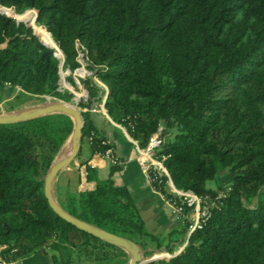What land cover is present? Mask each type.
<instances>
[{
    "label": "trees",
    "instance_id": "obj_1",
    "mask_svg": "<svg viewBox=\"0 0 264 264\" xmlns=\"http://www.w3.org/2000/svg\"><path fill=\"white\" fill-rule=\"evenodd\" d=\"M0 4L18 12L38 10V21L47 27L37 30L0 11L1 82L21 86L18 97L27 91L40 99L49 94L71 100L74 93L59 88L60 58L54 51L46 53L41 39L49 46L58 43L64 67L72 70L80 65V39L89 50L88 69L109 87L105 106L113 119L126 124L143 145L162 123L164 150L170 153L166 165L175 185L209 196L211 202V214L201 227L189 233L184 219L178 231L186 243L177 253V230L168 234L162 248L161 236L147 230L129 188L112 177L98 180L91 190L57 184V199L67 211L130 237L148 255L170 252L147 264H264V0ZM68 79L77 86L72 74ZM82 81L88 95L79 104L89 108L102 87L91 76ZM83 114V137L90 136L95 152H104L111 146L104 142L106 133L95 125L89 109ZM73 126V118L64 112L0 123L3 258L16 259L48 244L55 250L54 264L75 259L122 264L127 259L120 245L60 216L45 194V174ZM221 165L230 180L224 194L207 184ZM157 185L172 195L163 180ZM76 237L81 243L76 244Z\"/></svg>",
    "mask_w": 264,
    "mask_h": 264
},
{
    "label": "crops",
    "instance_id": "obj_2",
    "mask_svg": "<svg viewBox=\"0 0 264 264\" xmlns=\"http://www.w3.org/2000/svg\"><path fill=\"white\" fill-rule=\"evenodd\" d=\"M89 71L92 72L90 69ZM91 77L102 87V91L99 94L100 98L95 99L92 106L89 108L87 107V109L90 110V115L95 125L106 133L107 140L111 144L114 152L122 158V162L119 164L111 163L107 155L95 152L92 148L89 136H84L80 154L77 155L71 164L64 167L59 172L55 182V193L57 184L59 183H62L65 187L74 191L91 190L97 186L98 180L112 177L115 183L124 184L129 188L145 221L147 230L159 234L161 238L165 237V239L168 238V234H170L171 231L177 230L174 234H176L179 240L173 241L175 242V253H177L186 243V236H184V233L178 231L185 225L184 217L173 211L172 203L161 191L153 188L144 170L134 156L132 135L127 125L116 121L109 114L104 101V98H107L104 96L105 89L99 81V78L93 75H91ZM21 91H23V88L19 85L7 84L0 81V111L2 113L30 108L53 101L50 99L56 97L52 95L50 97L43 95L44 98L40 99L41 95L27 91L24 93V96L18 97ZM87 162L91 164L90 174L88 177L84 178L81 176L79 168L80 165L86 164ZM113 165H118V168L112 171ZM183 237L185 241L180 244ZM163 242L162 248H166L168 240H166V242L163 240ZM2 247L3 246L0 245V249ZM54 252L55 250L50 245L45 244L16 259L3 258L0 255V264H54ZM127 253V261L125 260L122 264L129 263L130 255L128 251ZM85 263V260L75 259L70 264Z\"/></svg>",
    "mask_w": 264,
    "mask_h": 264
},
{
    "label": "built area",
    "instance_id": "obj_3",
    "mask_svg": "<svg viewBox=\"0 0 264 264\" xmlns=\"http://www.w3.org/2000/svg\"><path fill=\"white\" fill-rule=\"evenodd\" d=\"M1 5L8 6V5L0 4V11L5 12L8 15L10 14L16 18V15L7 12L5 9L1 7ZM30 9L33 8L30 7L27 10ZM76 48L78 51L77 59L79 60L80 65L77 66L74 70H72L69 67H64L65 54L63 50L59 51L56 49L55 53L57 57L60 58L59 88L60 89L68 88L72 90V88L68 86L69 84L71 86L74 85L68 79V76L72 74L74 76L76 85L78 86V83L81 85L80 91H82L81 92L82 94L79 96V100L77 101L79 102L82 98L86 99L88 95V90L81 79L83 77H86L88 73H89L88 76L93 75L94 77L97 78L99 77L94 72H90L87 67L90 62L88 47L80 39H76ZM81 69H85L86 72L83 74L82 73L79 74L78 72ZM99 81L101 82V84L105 89L104 96L106 97L109 92V87L101 78H99ZM7 84H11V83L7 82ZM105 100L106 98H104V101ZM82 108L87 109V107H82ZM131 138L133 140V145H134L133 148L134 156L138 160L141 168L144 170L153 188L161 191L163 195H165L168 198V200L172 203L173 211L183 216L184 219H187L189 233L201 227L207 221V219L211 214V206H210L211 202L209 200V196L201 195L192 189L179 188L175 185L172 176L169 172V169L166 165V160L169 157L170 153L164 150L166 146L164 125L161 123L158 126V128L151 133L148 142L145 145L140 144V142L134 137L131 136ZM104 142L109 143L107 139H105ZM99 153H101L102 155H107L110 158L111 163L113 164H119L122 162V158L114 152L112 146L108 147L104 152H99ZM90 168H91L90 162L80 165L79 169L81 176H83L84 178L88 177L90 174ZM162 180L164 181V183H166L167 190L172 195H168L166 192L159 189L157 184L160 183ZM222 194H224V192H222ZM167 253L170 254L169 252Z\"/></svg>",
    "mask_w": 264,
    "mask_h": 264
},
{
    "label": "water",
    "instance_id": "obj_4",
    "mask_svg": "<svg viewBox=\"0 0 264 264\" xmlns=\"http://www.w3.org/2000/svg\"><path fill=\"white\" fill-rule=\"evenodd\" d=\"M16 18L17 20H24L28 22L27 20L18 18L17 16ZM35 20L38 22V12L35 17ZM28 23L30 25H33L30 22ZM41 41L47 46L46 53H49V51L56 52V49L54 47L47 45L42 39ZM60 49L62 50L61 47ZM46 96L50 97L51 95L46 94ZM78 100L79 98H77L76 96H73L70 101L53 100V101L46 102L40 105H36L30 108H24L18 111L1 113L0 123L17 122V121L35 118L37 116L48 114V113H53V112H64V113L71 115V117L74 120L73 129L71 133L68 135V137L66 138L63 145L60 147L57 154L55 155L52 163L50 164L47 170V173L45 174L44 189H45V194L51 206L60 216L67 219L68 221H70L71 223L79 227L80 229L86 230L102 239L114 242L120 245L121 247L125 248L129 252V255H130L128 264H147L152 260H156L160 257L166 256V254H158V255L154 254L152 257L146 258L144 255L145 248H143L138 242H136L135 240L131 239L128 236L109 231L101 226H98L92 222L86 221L82 218H79L71 214L61 205V203L56 198L55 193H54L55 192V182L57 180L59 172L64 167L72 163V161L79 154L81 147H82L83 127L86 123V120L83 114L84 109L77 104ZM159 252L161 251H157L156 253H159Z\"/></svg>",
    "mask_w": 264,
    "mask_h": 264
},
{
    "label": "rangeland",
    "instance_id": "obj_5",
    "mask_svg": "<svg viewBox=\"0 0 264 264\" xmlns=\"http://www.w3.org/2000/svg\"><path fill=\"white\" fill-rule=\"evenodd\" d=\"M1 7L3 8V9H5L6 11H8L9 13H12V14H14V15H16L17 17H19L18 15L19 14H24L25 16L24 17H19V18H22V19H25V20H30L31 21V23H32V20H33V18L37 15V12H38V10H37V12H34L32 9H30V10H27L28 8H26L25 10H23L22 12H18L17 10H16V8L15 7H13V6H9L10 8H7V7H4V6H2L1 5ZM17 11V12H16ZM29 22V21H28ZM33 24V23H32ZM38 24L39 25H41V26H44L43 24H41L39 21H38ZM34 27L37 29V30H39L38 28H37V26L36 25H34ZM44 27H46V26H44ZM47 28V27H46ZM86 72V70L85 71H82V72H78L79 74H83V73H85ZM89 75V73L87 74V76ZM82 80V79H81ZM83 82V81H82ZM74 90V91H73ZM81 90V85L78 83V86H75V85H73L72 86V92L74 93V95L73 96H75V91H79V92H81L80 91ZM49 95V94H48ZM48 100V99H47ZM50 100H65V99H63V98H59V97H53V98H51ZM67 101H70V100H67ZM80 102V101H79ZM79 102L77 103L80 107H82L80 104H79ZM2 112L0 111V114H1ZM85 140V139H84ZM80 154V153H79ZM47 173V172H46ZM207 184L209 185V186H213V187H216V188H219V193L220 194H222V192L224 191V188H227L228 186H229V184H230V180H229V176H228V171H227V167H225V166H220V169H219V171H218V174H217V176L215 177V178H213V179H209L208 181H207ZM222 188V189H221ZM55 193V192H54ZM55 196H56V198H57V195H56V193H55ZM164 238V239H163ZM162 239L163 240H165V242H166V240H168V239H165V237H162ZM81 238H79V237H76V244L79 242V243H81ZM157 252V251H156ZM155 252V253H156ZM161 252H166V250H163L162 249V251ZM154 253V254H155ZM170 253V252H169ZM154 254H146V253H144V255H145V257L146 258H149V257H152ZM158 254H160V252L159 253H157L156 255H158ZM166 255H169V254H166Z\"/></svg>",
    "mask_w": 264,
    "mask_h": 264
},
{
    "label": "bare ground",
    "instance_id": "obj_6",
    "mask_svg": "<svg viewBox=\"0 0 264 264\" xmlns=\"http://www.w3.org/2000/svg\"><path fill=\"white\" fill-rule=\"evenodd\" d=\"M19 17H21V16H25L24 14L22 15V14H19L18 15ZM28 21H30V20H28ZM32 23H33V25H36L37 27H42L41 25H39L38 24V22L35 20V17L33 18V20H32ZM40 32V31H39ZM41 34V33H40ZM52 47H54L55 49H57V50H59V51H61V49H60V46H59V44L58 43H53L52 44ZM84 71H85V69H83ZM80 71V70H79ZM80 72H82V70L80 71ZM82 92V91H81ZM81 92H79V91H75V95H77L78 97L82 94ZM156 254V253H155ZM160 254H167V253H160Z\"/></svg>",
    "mask_w": 264,
    "mask_h": 264
}]
</instances>
